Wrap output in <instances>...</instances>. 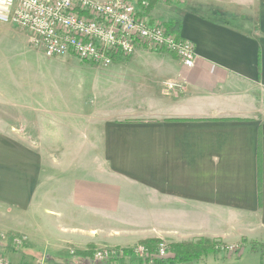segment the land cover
<instances>
[{"label":"crops","instance_id":"obj_1","mask_svg":"<svg viewBox=\"0 0 264 264\" xmlns=\"http://www.w3.org/2000/svg\"><path fill=\"white\" fill-rule=\"evenodd\" d=\"M145 15L190 41L192 67L141 47L114 59L131 98L85 110L87 134L58 157L0 129L10 264H88L71 251L147 238L219 240L238 247L214 264H264V0H160Z\"/></svg>","mask_w":264,"mask_h":264},{"label":"built area","instance_id":"obj_2","mask_svg":"<svg viewBox=\"0 0 264 264\" xmlns=\"http://www.w3.org/2000/svg\"><path fill=\"white\" fill-rule=\"evenodd\" d=\"M146 0H0V23L14 25L45 57L72 55L96 67L110 66L116 58L132 56L138 47L166 52L185 67L195 61L193 45L161 21L147 18ZM23 239L12 243L21 246ZM228 254L234 246L221 247ZM73 254L74 251H71ZM167 254L166 243L154 253L140 244L94 249L88 264L151 263ZM0 264H10L0 257ZM44 264V263H39Z\"/></svg>","mask_w":264,"mask_h":264},{"label":"rangeland","instance_id":"obj_3","mask_svg":"<svg viewBox=\"0 0 264 264\" xmlns=\"http://www.w3.org/2000/svg\"><path fill=\"white\" fill-rule=\"evenodd\" d=\"M8 29L0 33V46L13 49L12 56L0 55L1 130L28 138L42 151L58 157L59 147L67 151L77 145L68 141L79 143L87 134L91 121L84 117L85 110L95 107L104 113L108 107L119 106L121 98H131L124 95L131 88L112 67H96L72 55L45 57L27 41L26 33ZM4 59L10 62L2 63ZM6 245L11 261L20 262L22 249L14 251L13 246ZM224 253L228 252L219 254ZM214 256L190 264H214Z\"/></svg>","mask_w":264,"mask_h":264},{"label":"trees","instance_id":"obj_4","mask_svg":"<svg viewBox=\"0 0 264 264\" xmlns=\"http://www.w3.org/2000/svg\"><path fill=\"white\" fill-rule=\"evenodd\" d=\"M148 2V9L151 10L157 2L160 0H146ZM19 235L10 234V238L13 240ZM26 242L23 240L22 244ZM163 243V241L154 238H147L138 241L136 244H140L148 248L154 253L155 248ZM224 247L225 244L219 240H212L207 238H199L193 241H180L169 242L166 244L167 254L164 257H155L151 263L146 260L140 261L139 264H190L193 261H197L202 257L209 255H217L222 253L220 247ZM130 247V246H129ZM128 247V249H129ZM90 250L84 252H74L75 256L83 259H87L91 255ZM225 254V253H224ZM228 253L225 254V256Z\"/></svg>","mask_w":264,"mask_h":264}]
</instances>
